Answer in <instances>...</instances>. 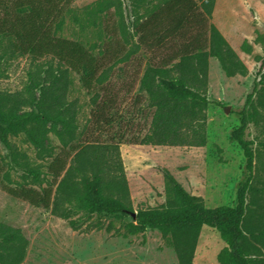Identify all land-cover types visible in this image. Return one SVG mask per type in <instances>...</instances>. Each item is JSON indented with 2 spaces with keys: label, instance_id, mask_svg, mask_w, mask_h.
Returning a JSON list of instances; mask_svg holds the SVG:
<instances>
[{
  "label": "trees",
  "instance_id": "obj_1",
  "mask_svg": "<svg viewBox=\"0 0 264 264\" xmlns=\"http://www.w3.org/2000/svg\"><path fill=\"white\" fill-rule=\"evenodd\" d=\"M128 1L134 11V47L168 51L160 63L146 64L139 79L138 92L146 95L153 114L149 132L138 143L204 145L205 110L210 103L206 98L208 58L217 60L226 77L247 73L219 30L208 23L215 0ZM70 4L71 0H0V54L8 59L26 56L31 65L22 91L0 92L1 191L49 210L72 230L78 227L79 219H72L78 213L119 220L124 237L156 230L173 250L177 264H192L203 226L215 230L224 243L216 255L218 264H264V165L258 170V152L254 141L246 137L248 127L257 124L259 110L264 112V62L239 112V124L229 136L242 151L246 172L237 186L235 206L206 208L200 197L188 194L164 169L165 203L134 212L118 144H71L77 136L78 108L68 99L70 76H80L82 87L90 92L104 83L107 72L98 73V59L92 53L95 45L87 47L58 35L67 14L80 28L98 27L100 17L121 4L97 0L78 15ZM260 39L257 34L255 41ZM241 49L251 50L246 41ZM49 133L57 138L59 153L48 146ZM19 135L39 159H50L44 172L11 142ZM258 145L264 151V142ZM12 173L20 181L12 180ZM95 228L102 229L101 223ZM110 229L111 224L105 228ZM26 247L19 228L0 222V264H21Z\"/></svg>",
  "mask_w": 264,
  "mask_h": 264
},
{
  "label": "rangeland",
  "instance_id": "obj_2",
  "mask_svg": "<svg viewBox=\"0 0 264 264\" xmlns=\"http://www.w3.org/2000/svg\"><path fill=\"white\" fill-rule=\"evenodd\" d=\"M96 1L71 0L70 8L78 15ZM119 2L121 8H111L102 15L98 27L80 28L69 14L65 15L64 27L58 34L87 47L95 45L92 53L98 59V73L107 72L104 83L90 92L82 87L80 76H70L68 99L78 108L77 136L71 144L81 146L95 141L118 144L134 212L160 208L165 203L164 169L188 194L200 197L206 208L235 206L237 186L246 172L242 151L229 136L239 124V112L264 62V0H215L208 23L219 30L247 73L226 77L217 60L208 58L206 98L210 103L205 110L202 146L138 143L149 132L153 114V109L147 106L146 95L138 92L139 79L146 64L160 63L162 55L168 51L135 48L136 37L131 27L134 11L128 0ZM257 34L261 36L259 41H255ZM244 41L251 48L249 53L241 49ZM130 51L125 61H119ZM30 66L26 56L8 59L0 54V92L22 91ZM259 114L257 124L248 127L246 137L254 141L253 148L260 162L257 168L261 170L264 151L258 144L264 142V112L259 110ZM11 142L45 171L50 159H39L23 135L11 138ZM47 144L59 153L60 144L51 133ZM0 152L4 153L1 144ZM11 179L20 181L14 173ZM72 219H79L76 230L65 220L52 216L49 210L34 208L0 189V222L19 228L27 240L21 264H177L173 250L156 230L124 237L121 222L113 217H85L78 213ZM97 222L102 229L95 228ZM109 224L111 229L106 231ZM223 247L217 232L203 226L192 264H218L216 255Z\"/></svg>",
  "mask_w": 264,
  "mask_h": 264
},
{
  "label": "water",
  "instance_id": "obj_3",
  "mask_svg": "<svg viewBox=\"0 0 264 264\" xmlns=\"http://www.w3.org/2000/svg\"><path fill=\"white\" fill-rule=\"evenodd\" d=\"M225 112H227V109H225Z\"/></svg>",
  "mask_w": 264,
  "mask_h": 264
},
{
  "label": "crops",
  "instance_id": "obj_4",
  "mask_svg": "<svg viewBox=\"0 0 264 264\" xmlns=\"http://www.w3.org/2000/svg\"><path fill=\"white\" fill-rule=\"evenodd\" d=\"M160 49V48H159ZM161 50V49H160ZM224 244V243H223Z\"/></svg>",
  "mask_w": 264,
  "mask_h": 264
}]
</instances>
